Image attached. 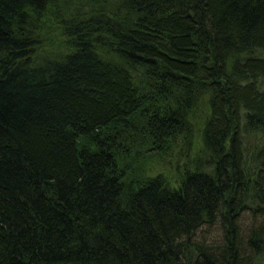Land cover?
<instances>
[{"label":"trees","instance_id":"obj_1","mask_svg":"<svg viewBox=\"0 0 264 264\" xmlns=\"http://www.w3.org/2000/svg\"><path fill=\"white\" fill-rule=\"evenodd\" d=\"M257 133L264 0H0V264H254Z\"/></svg>","mask_w":264,"mask_h":264},{"label":"rangeland","instance_id":"obj_2","mask_svg":"<svg viewBox=\"0 0 264 264\" xmlns=\"http://www.w3.org/2000/svg\"><path fill=\"white\" fill-rule=\"evenodd\" d=\"M202 126H196L195 128V134L196 135V141L194 143V147L198 148L199 145H201V137L199 136V132L201 131ZM262 134H249L246 136V142L247 147H252V145L255 144V142H264V139L260 138ZM180 138V137H179ZM177 138V139H179ZM182 140V139H180ZM185 141V139H184ZM177 142V141H176ZM175 142V143H176ZM177 143L173 147V149L169 150V153L159 156L155 155L154 157L150 158L151 160L146 162L147 168H149V172L154 174L159 171L166 172L169 171L170 175L169 177L174 181L177 177L178 171L180 168L183 167V163L185 160V151H182V147L184 146V143H182V147L177 146ZM176 171V172H175ZM260 220V217L254 218L251 211H246L243 216L241 217V226L243 235H246L247 233L245 231L248 230V228ZM220 227L218 225H204L201 232L199 233V238L206 239L207 241H220V234L221 231ZM248 232V231H247ZM254 252H250L249 256H253ZM256 258H254V264H264V252L260 253L259 255H255ZM258 256V257H257Z\"/></svg>","mask_w":264,"mask_h":264},{"label":"bare ground","instance_id":"obj_3","mask_svg":"<svg viewBox=\"0 0 264 264\" xmlns=\"http://www.w3.org/2000/svg\"><path fill=\"white\" fill-rule=\"evenodd\" d=\"M141 165V164H140ZM137 166V165H136ZM139 167H141V166H139ZM137 168H138V166H137Z\"/></svg>","mask_w":264,"mask_h":264}]
</instances>
